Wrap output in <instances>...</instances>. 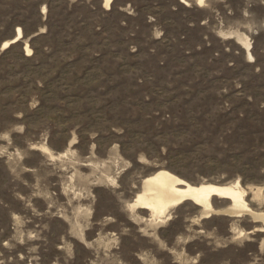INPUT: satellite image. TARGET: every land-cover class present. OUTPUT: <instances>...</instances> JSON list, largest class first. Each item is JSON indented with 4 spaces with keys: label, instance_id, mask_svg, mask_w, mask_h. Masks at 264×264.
<instances>
[{
    "label": "rangeland",
    "instance_id": "374dc122",
    "mask_svg": "<svg viewBox=\"0 0 264 264\" xmlns=\"http://www.w3.org/2000/svg\"><path fill=\"white\" fill-rule=\"evenodd\" d=\"M39 1V56L21 25L0 45L17 44L0 65V264H264V220L229 198L209 216L132 205L166 169L239 181L264 210V136L228 137L264 107V0Z\"/></svg>",
    "mask_w": 264,
    "mask_h": 264
},
{
    "label": "bare ground",
    "instance_id": "6f19581e",
    "mask_svg": "<svg viewBox=\"0 0 264 264\" xmlns=\"http://www.w3.org/2000/svg\"><path fill=\"white\" fill-rule=\"evenodd\" d=\"M111 2L112 0H105L106 5H110ZM19 31H21L20 28ZM8 43L9 41L5 42L6 45ZM247 48H250L249 43H247ZM30 49L27 44L26 50L30 51ZM245 192L246 190L239 181L230 184L204 182L194 185L169 170L161 169L144 178L142 189L132 205L149 209L154 215L160 216L171 206L178 205L185 200H193L201 205L203 213L209 216L216 210L211 202L212 197L220 196L231 199V204L226 211L237 215L245 212L253 215L256 221L264 220V210H254L246 201ZM260 192L263 194L264 201V187L259 188V194Z\"/></svg>",
    "mask_w": 264,
    "mask_h": 264
},
{
    "label": "trees",
    "instance_id": "16d2710c",
    "mask_svg": "<svg viewBox=\"0 0 264 264\" xmlns=\"http://www.w3.org/2000/svg\"><path fill=\"white\" fill-rule=\"evenodd\" d=\"M40 3L41 1L37 0V2H35V6H33L32 11L25 13V7H24L25 5H22L23 3H21L20 0H0V45L2 40L8 36L7 35L8 32H10L14 26L21 25L24 31V37L29 36L31 33H34V35L31 37V45L34 48V51L32 53V58L39 56L41 51L39 47L36 46V41L42 37L49 38L53 34V32L51 31L52 25L49 22L47 23V30L45 32H40L39 30L40 25L38 24L40 20H42ZM104 11L108 16H111L112 13L114 12V8L112 7L110 10H104ZM51 14H52V9L50 8L48 21L49 19H51ZM95 38H96V33H95V37L93 38V41ZM96 44L100 45L101 43H96ZM16 45H17L16 43L10 45L2 53L0 65L1 62L3 61L2 57H4L5 53L10 52L13 48L16 47ZM20 53L22 54L23 57L27 59L31 58L28 55H25L22 49L20 50ZM105 64L106 67L104 68L111 67L110 61H105ZM159 67L165 68L166 66L163 63H161L159 64ZM205 98H207V96H205ZM237 110L239 109L234 108L233 112H236ZM237 118H238L237 119L238 122L244 125H242V129L240 131L233 132V130L231 131L230 129L228 137L234 136V139L231 142H238V144L244 145L247 142H252L256 136H259L260 138L264 136L263 130L259 127V123L264 122V107L262 109V112H260L258 109L255 108L247 109V111H242L241 113L237 114ZM209 122H213V121H209ZM247 124H249L248 127Z\"/></svg>",
    "mask_w": 264,
    "mask_h": 264
},
{
    "label": "water",
    "instance_id": "95a60500",
    "mask_svg": "<svg viewBox=\"0 0 264 264\" xmlns=\"http://www.w3.org/2000/svg\"><path fill=\"white\" fill-rule=\"evenodd\" d=\"M112 1H113V0H112ZM110 5H111V3H110ZM20 29H21V33L19 34V31H18V28H17V31H16L15 36H14L12 39L9 40V43H8L7 46H9V45L12 44V43L17 42L18 40H20V39L23 37L22 28H20ZM7 46H6V47H7ZM249 54L252 55L251 49H249Z\"/></svg>",
    "mask_w": 264,
    "mask_h": 264
},
{
    "label": "snow or ice",
    "instance_id": "6c2138e0",
    "mask_svg": "<svg viewBox=\"0 0 264 264\" xmlns=\"http://www.w3.org/2000/svg\"><path fill=\"white\" fill-rule=\"evenodd\" d=\"M201 3H203V0H201Z\"/></svg>",
    "mask_w": 264,
    "mask_h": 264
}]
</instances>
